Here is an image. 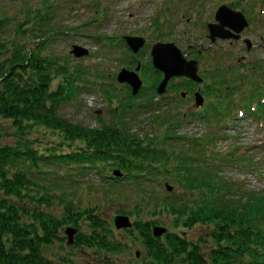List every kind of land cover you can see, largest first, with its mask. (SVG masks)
I'll return each instance as SVG.
<instances>
[{"label":"trees","instance_id":"trees-1","mask_svg":"<svg viewBox=\"0 0 264 264\" xmlns=\"http://www.w3.org/2000/svg\"><path fill=\"white\" fill-rule=\"evenodd\" d=\"M42 3L34 15L17 23L13 40L0 38V119L11 122L13 128V132L4 134L5 143L0 144V264H72L65 258L56 263L45 252L57 242L70 246L68 229L76 232L73 248L104 254L103 259L129 248L128 243L123 244L114 236L101 212L100 201L94 207L80 209L75 198L67 197L72 196L67 192L69 188L80 187L79 180L65 177L63 181L71 186L54 185L56 189L41 183L49 175L43 166L52 165H72L79 175L93 170L101 181L97 189L107 204L115 201L114 192L125 185H137L141 193L144 183L158 175L172 176L185 199L177 194L172 199L167 194L155 209L160 206L173 218V229L155 237L153 227L163 226L156 220H144V211L137 210L133 228L126 230L130 243L141 241L150 259L146 264H264V195L228 197L226 181L219 180L214 171L231 164L234 155L226 152L228 156L215 158L212 154L215 137L223 139L216 131L223 129L222 123H230L232 110L252 113L256 119L264 120V102L256 103L252 110L256 94L247 92L246 101L240 99L243 105L234 104L238 99L235 93L231 94L235 90L231 89L232 77H216L217 90H212L224 101L205 119L214 124H210V132L201 139L177 138L174 133L179 118L155 115L154 108H162L165 99L154 101L158 98L154 89L162 75L153 69L149 57L148 67L155 76L146 78L154 83L153 95L139 109L153 114L151 125L166 128L161 139L153 132L143 134L130 126L128 105L113 108V120L100 121L94 128L73 123L59 112L88 89L87 72L47 53L55 24L48 22L53 5H47L46 0ZM5 16L0 13V31L7 23ZM153 25L162 27L156 20L150 27ZM216 72L220 74L218 69ZM246 80L251 83L247 77ZM180 84L173 86L174 91L187 85ZM106 96L110 97L108 93ZM127 98L135 101L130 94ZM109 103L113 105L112 98ZM41 129L59 140L42 142L38 135L34 138L35 130L39 133ZM116 171L122 177H113ZM196 194L199 200L192 201ZM155 213L156 210L146 216ZM118 214L133 216L125 208ZM197 226L210 232L194 242L188 239L187 232Z\"/></svg>","mask_w":264,"mask_h":264},{"label":"rangeland","instance_id":"rangeland-1","mask_svg":"<svg viewBox=\"0 0 264 264\" xmlns=\"http://www.w3.org/2000/svg\"><path fill=\"white\" fill-rule=\"evenodd\" d=\"M42 1L0 0V13L5 14V17H7V23L4 24V27L0 31L1 40H7V42L13 40L15 38L17 23L28 16L34 15L33 11L43 5ZM46 1L47 5H53V15L50 16L48 22L55 24L51 28L52 30L54 29L51 31L54 36L49 38L51 42L47 53L60 62L69 61L70 64L87 72L85 78L90 84L88 89L78 96L77 101L64 105L59 112L73 123L94 128L98 126L100 121L111 122L113 120V108L128 105L130 109L127 113L129 114L128 117L131 118L129 122L132 128L140 130L143 134L155 133L160 139L164 135L165 127L151 125L153 114L149 113L150 111L139 109L148 98L130 102L126 98V90L122 85L117 83L116 77L118 73L121 69H128L130 62L128 52L120 45V39L125 36L143 37L147 41L146 43L149 48L139 58L143 66L144 64H148L150 47H153L158 42L172 43L187 56L188 60L198 61L199 74L205 80L204 88L208 89L206 96L209 102L205 107V110H208L206 117H210L211 113L216 112L215 108L220 107L219 103L224 101L223 98L216 95V92L213 90L212 92L209 91V89L217 90L214 80L216 77H220L224 75L223 73L227 72L224 70V65L228 64L236 70L226 74L232 77L231 81L235 90L231 94L235 93L237 97H242L246 101L247 92L251 94H254V91L260 92L256 87L261 89L258 81H264V77H262L264 67L261 69L259 75H255L257 81L255 86L254 81L248 83L246 80V72H253L256 69L252 68L247 71L239 68L236 57L238 59L242 57L246 58V62H249L250 65V61H256L258 65H264V0ZM245 4L248 6H245ZM171 6L178 7L176 12L172 10L167 11V8ZM223 6L234 11L244 10L248 12L252 19L251 26L250 29H246V32H248L246 37H244L246 39L243 40L242 37L238 40L235 39L233 44H229L228 41H217L218 45H213L211 48L207 25L215 24V13ZM246 12L242 15L249 21ZM154 20L160 23L162 26L160 29H157L154 25L150 27V24L154 23ZM86 23L88 25L84 26ZM58 31L62 32L56 34ZM99 36H102L103 39L98 40L96 37ZM240 40L245 45L249 41L254 46L252 51L249 53L244 51L245 45L238 42ZM74 47L86 49L89 52L88 56L77 60L72 55ZM190 48L194 49V51ZM199 50L205 53L199 55ZM226 53H230L229 58H227ZM259 59L261 61H258ZM217 62H220L219 65H223V72H220V74L216 72ZM146 69H148V66ZM99 75L100 77L103 76V78H98ZM143 82L145 87L150 85L149 81L144 80ZM180 82H185V80L179 79L174 81V83ZM236 85H239L240 88ZM106 93L110 97H107ZM144 95L150 96L152 94L150 91H145ZM258 96H260V93ZM110 98H112V106L109 103ZM174 100L169 101L168 106L154 108V110L155 115L162 114L165 117L179 118V124L175 128V137L201 139L210 132V124H214L206 122V117L203 118V115L200 114V108H195V100L182 101L179 96H176ZM154 101L158 102V99L155 98ZM237 103L234 101V104ZM202 109H204V106ZM193 113H195L196 117L189 118V114ZM198 114H200L199 117H197ZM184 115L190 119L189 122H182ZM233 116L238 117L235 109L232 110V115L228 117L230 122H232ZM222 125H225L226 128L216 131V134H222L223 139L220 136L215 137L216 140L212 146V154H214L215 158H219L221 155L228 156L226 152L233 153L235 159L228 166L214 171L219 180L223 179L226 181L227 189L225 193L230 198H246L254 194L264 195V120H257L254 116L244 114L242 117L239 116L238 121L230 123L228 126L227 123H222ZM11 132H13L11 122L0 119V144L5 143L4 134ZM35 132L34 138H37L38 135V138L42 142L44 140H59L51 132L42 129L39 130V133L36 130ZM8 139L11 140V138ZM244 153L246 154L241 158L235 157L236 154L242 155ZM218 162H215V164ZM43 168L49 172V175L45 176V180L42 178L41 183H46V185L53 187V189H56L54 185L71 186L70 183L63 181L65 177L71 178L73 181L79 180L81 182L80 187L69 188L67 192L72 196L66 194L67 197L75 198V203L78 204L77 207L80 209L90 206L94 207L100 201L102 203L101 212L106 221L110 223V229L114 236L121 243H128L129 245V248L125 252L109 254L108 259H103L101 256L104 254L99 256L94 251L77 247L73 248V246H68L67 243L57 242L45 249L46 257L56 263H61L60 260L62 258L71 261L72 264H104L106 261H110L112 264L149 263L150 259L147 257L141 241L133 239L134 243H130L126 230H117L115 228V217L120 215L118 212L122 208H125L128 213L132 212L133 216L130 214L128 216L133 222L137 218L134 214H136L137 210H141L145 213L143 215L144 220H156L161 226L167 228V231H170L174 226L173 218L169 217L162 207L159 206L155 209V206L160 204L159 200L164 199L168 195L174 199L176 197L175 194H177L181 199H185L182 189L177 186L178 184L172 176L164 177L160 174L155 180L144 183L141 193V189L134 184L125 185L117 189L112 196V199L115 201L107 204L102 199L101 192L97 189L101 181L94 174L93 170L89 171L88 174L79 175L77 169L72 167V165H65L64 168L58 165L43 166ZM166 184L174 187L171 193L166 191ZM229 189L230 192H228ZM119 192L121 193L119 194ZM149 193H152L154 197H150ZM197 196L198 194L194 195L191 200H199ZM155 210L154 216H146L155 212ZM158 212L160 214L156 215ZM209 232L207 228L197 226L190 232H187V237L189 240L196 242L199 238L209 234ZM132 235H135L139 239L136 233ZM207 243L209 246L210 241L208 240ZM137 252H139V257L136 256Z\"/></svg>","mask_w":264,"mask_h":264},{"label":"water","instance_id":"water-1","mask_svg":"<svg viewBox=\"0 0 264 264\" xmlns=\"http://www.w3.org/2000/svg\"><path fill=\"white\" fill-rule=\"evenodd\" d=\"M248 27V23L244 16L240 12H234L228 7H221L216 13V24L209 25V38L212 43H215L217 39L228 40V39H239L240 34ZM233 31V32H232ZM128 46L137 54L140 49L145 45V40L139 37H126ZM248 48L252 45L247 41ZM89 52L86 49L80 47H74L72 55L77 58H83L88 56ZM151 58L153 67L163 74L162 82L160 83L157 92L158 95L166 93L168 83L173 78H187L197 83H202L203 79L198 75V63L197 61H188L183 55L182 51L174 44H161L157 43L153 46L151 51ZM128 71L123 69L117 76V81L121 84L127 83L133 89V95L136 96L141 87L142 80L138 75V71ZM204 104V99L200 94H197L196 106L201 107ZM114 175L122 176L119 172H115ZM168 192L173 191V187L169 184L166 185ZM115 227L118 230H126L132 227V222L127 216H117L115 218ZM167 232L166 228L156 226L153 228V235L155 237H162ZM76 232L72 229L66 231L68 237V244H74V236ZM137 256L138 253H137Z\"/></svg>","mask_w":264,"mask_h":264},{"label":"flooded vegetation","instance_id":"flooded-vegetation-1","mask_svg":"<svg viewBox=\"0 0 264 264\" xmlns=\"http://www.w3.org/2000/svg\"><path fill=\"white\" fill-rule=\"evenodd\" d=\"M245 6H248V5H246L245 4ZM232 11H234V10H232ZM234 12H240V13H242V14H244V12H246V11H244V10H242V11H234ZM246 14H248V17H249V23H250V26H251V17H250V14L248 13V12H246ZM248 20V19H247ZM215 24H216V22H215ZM210 24H208L207 25V27L209 26ZM250 29V28H249ZM207 30H208V28H207ZM233 32V31H232ZM248 34V32H246V30L244 31V32H242L241 34H240V36L242 37V39L244 40V39H246V38H244V37H246V35ZM113 38V37H112ZM210 41V40H209ZM217 41H228V43L229 44H233L234 43V39H228V40H221V39H217ZM238 42H240V43H242V44H244V42L242 41V40H240V41H238ZM120 45L122 46V47H124V49L128 52V57L130 58V62H129V67H128V70H130V71H134V70H136V68L138 67V66H135V67H131L130 66V64L131 63H133V62H135V63H137V65L140 63L141 65H142V67H143V64L141 63V61L139 60V58H140V56H142V54L143 53H145L146 52V50H147V48H149L147 45V43H146V45H145V47L142 49V50H140V52L138 53V54H136V55H134L131 51H130V49L128 48V46H127V44H126V42H125V39L124 38H122V39H120ZM210 44H211V41H210ZM213 45H218V42H216L215 44H211V48L213 47ZM245 45V44H244ZM151 48L152 47H150V52H151ZM191 50H193L194 51V49H192V48H190ZM243 50V49H242ZM244 51H246L247 53H249L250 51H252V49L251 50H248V48H247V45H245V48H244ZM198 53H199V55H202V54H204V53H202V51L201 50H199L198 51ZM149 56H150V54H149ZM226 56L229 58V56H230V53L229 54H227L226 53ZM236 59H237V66H239V68H241V69H245V70H247V71H249L250 70V68L252 69V68H254V69H256V70H254L253 72H252V74L250 73V72H246V76H250V74H251V77H252V81H254L255 82V86H256V79H255V75H259V73L261 72V69L264 67V65L263 64H260V65H258V63L256 64V65H253V62H251L250 61V63H251V65L249 64V62H246V58H244V57H242L241 59H238L237 57H236ZM136 60V61H135ZM259 61H261V59H259ZM144 66H145V68L148 66V64H144ZM232 69H234V71H236L235 70V68H233V67H231ZM141 71H142V68L140 69V73H141ZM146 71H149V73L148 74H151L152 72H151V70H149V67H148V69H146ZM242 71V70H241ZM244 72V71H243ZM250 73V74H249ZM263 76H264V74H262ZM204 77H206V76H204ZM243 78V77H242ZM264 79V78H263ZM177 80V79H176ZM205 81V80H204ZM191 81H189V80H185V83L187 84L186 86H183V87H179V89L178 90H176V91H174V88H173V86L175 85V84H172V83H174V82H170L169 83V85H168V88H167V94H166V96L164 97V99H166V100H169V101H171V100H173V101H175L174 99L176 98V96H179L181 99H182V101L183 100H196V96H197V94L199 93V94H201L203 97H204V99H205V105H204V108L206 107V105H207V103L209 102L208 100H207V96H206V94H207V91H208V89L207 88H204V83L203 84H196V83H194V82H191ZM184 83V84H185ZM258 83L261 85V89L260 88H258V87H256L257 89H258V91H261L262 89H264V81L262 82L261 80H259L258 81ZM181 85V84H180ZM123 86V88L126 90V92L130 89V93H131V88L128 86V85H122ZM150 86H152V82H150ZM122 88V89H123ZM144 88H145V85L143 86V88H142V90H141V92L144 90ZM147 88V87H146ZM157 88V87H156ZM156 88H155V91H156ZM254 90H255V88H253ZM209 91H211L212 92V89H209ZM141 92H140V94H141ZM151 93V92H150ZM183 93H185V97H183ZM140 96V95H139ZM138 96V100L139 99H141L140 97ZM204 109H202V108H200V111H203Z\"/></svg>","mask_w":264,"mask_h":264}]
</instances>
